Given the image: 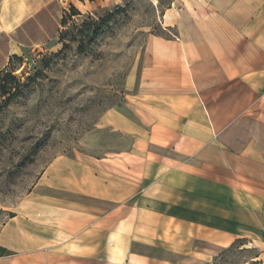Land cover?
<instances>
[{
	"label": "crops",
	"instance_id": "crops-1",
	"mask_svg": "<svg viewBox=\"0 0 264 264\" xmlns=\"http://www.w3.org/2000/svg\"><path fill=\"white\" fill-rule=\"evenodd\" d=\"M54 2L0 0V34L46 31ZM187 2L174 0L165 31L149 34L128 112L108 110L86 137L103 154L60 156L40 177L70 196L54 211L87 261L204 264L244 240L264 264V0Z\"/></svg>",
	"mask_w": 264,
	"mask_h": 264
},
{
	"label": "rangeland",
	"instance_id": "rangeland-1",
	"mask_svg": "<svg viewBox=\"0 0 264 264\" xmlns=\"http://www.w3.org/2000/svg\"><path fill=\"white\" fill-rule=\"evenodd\" d=\"M54 1L41 16L46 31H15L14 41L0 34V64L9 51L22 55L0 94V264L102 263L75 255L84 245L71 241L69 218L54 211L68 208L70 196L40 185V177L60 156L103 154L86 137L101 131L108 110L128 112L129 77L139 76L149 34L165 31L163 12L174 0H129L100 19L96 8L74 0L86 13L69 17L60 39L49 29L61 9L72 11L70 0ZM259 253L239 240L204 264H260Z\"/></svg>",
	"mask_w": 264,
	"mask_h": 264
},
{
	"label": "trees",
	"instance_id": "trees-1",
	"mask_svg": "<svg viewBox=\"0 0 264 264\" xmlns=\"http://www.w3.org/2000/svg\"><path fill=\"white\" fill-rule=\"evenodd\" d=\"M127 3H129V0H126L125 1V4H127ZM124 5H117L116 7L117 8H120V7H123ZM70 8H71V11H72V13L70 12V11H66L65 10V12H64V14H63V16H62V19H61V25H62V28H61V30L60 31H56L57 32V37L56 38H58V39H60V37L62 36V34L64 33V29H65V26H66V24H67V22H68V20H69V17H75V15L77 14V15H82L83 13H81L74 5H70ZM110 7H104V8H99V9H97V10H94V12H92L93 13V15H94V17H96V18H102L103 17V15H102V12L103 11H107V10H110L109 9ZM91 13V14H92ZM98 33H99V31H94L93 32V38L95 37V36H97L98 35ZM22 59V56H18V55H13L11 58H10V61L8 62V64L4 67V68H2L1 70H0V94L2 95V96H4L5 94H6V92H7V89H6V85H7V83L9 82V79L10 78H15L13 75H11V71H9V69H10V67H11V65H12V63H13V60L14 59ZM237 241H239V240H237ZM236 241V242H237ZM235 242V243H236ZM235 243H233V245L235 244Z\"/></svg>",
	"mask_w": 264,
	"mask_h": 264
}]
</instances>
